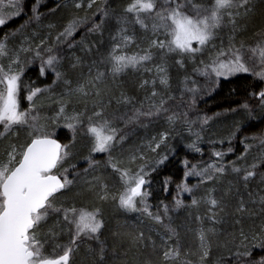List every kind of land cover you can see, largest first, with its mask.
<instances>
[{"label":"snow or ice","instance_id":"1","mask_svg":"<svg viewBox=\"0 0 264 264\" xmlns=\"http://www.w3.org/2000/svg\"><path fill=\"white\" fill-rule=\"evenodd\" d=\"M40 0H36L32 7V16L11 34H6L0 40V60L7 59L8 64L0 62V125L3 131L0 137L17 129L16 138L19 139V132L26 133L25 139L19 145L10 144L5 149L6 159L0 158V264H73V256L77 252L79 245L87 240H95L98 248H89L87 255L91 258V264H109L108 249L104 241L99 237L105 228L103 212L99 207L84 205L77 207L72 204L66 207L67 201L60 202L56 206L57 197L66 191H71L77 183L85 191L95 193L100 202H107L111 199L118 201V206L126 212H142L150 217L156 224H163V217H168L170 209L163 206V217L150 211L147 199L150 192L146 186L150 185L147 177L151 174L147 169L155 171L156 167L163 164L168 159L167 155L161 156L158 160H147L145 155H131L128 159L129 165L136 164L138 160L144 161L136 170L123 168L124 161L113 156L117 146L122 148L126 139L120 135V129L115 127L117 121L125 126L141 123L142 118H159L165 115L169 125H174L181 120V114L169 112L168 102L175 97L169 95L171 88L168 59L179 57L174 60V64L179 69L186 72V58H193L212 43L219 30L226 26H231L233 35L229 37V44L225 48L221 46L214 55H211L207 62L201 60L200 66L193 68L192 75L206 78L211 85V91L219 86L220 78L225 79L236 74H249L255 79L264 82V30L255 34V43L245 45L241 42L237 45L235 35L238 33V24L241 20L247 21L253 13L254 0H131L121 15H116L114 10L101 4V0H88L87 9L96 11L89 17H73L62 30L57 32L52 39L51 33L56 25L49 24L48 36L40 39L39 43L33 46V42L25 37L20 46L12 49L8 46L9 35L15 36L21 32L33 20L39 23L42 14L39 12ZM4 7L12 8L10 14L5 15L0 11V27L5 26L12 19L23 15L22 0H8L4 5L0 0V9ZM83 5L76 3L75 8L80 9ZM53 12L55 9L52 10ZM99 14V22H93L87 29L85 35L79 40L72 42L74 34L81 25H86L92 19L95 20ZM113 17L115 18L116 31L110 32L112 47L107 54H99V48L104 41L98 44L87 43L88 36L99 33L101 37L105 30H109ZM149 21L151 24L149 25ZM139 26L145 34L151 33L153 38L145 36L147 47L140 48V51L132 55L125 54V50L131 44L136 43V34L133 31L129 34V27L133 29ZM37 33H33L35 37ZM164 38L161 39L160 37ZM195 45V46H194ZM79 46L83 56L73 54L67 55L68 50H73ZM96 52H93V49ZM119 53V54H118ZM99 54V58H97ZM91 57V59H89ZM159 58L160 63L155 64V78L151 81L152 91L145 97L147 110L144 102L136 107L135 98L121 91L117 96L115 89L108 86V77L113 80L115 77L126 73L128 70L152 72V68H145L146 64L152 63ZM39 62L37 71V81L46 80L51 75V83L45 87H35L36 81H31L28 85L23 82L26 69L32 68ZM101 67L104 68L101 71ZM257 68L259 70H257ZM87 69V72H85ZM192 75L185 74L181 82V99L183 94H190V106L196 103V97L201 88L197 85ZM157 79L162 91H157ZM149 81L144 80L140 88H146ZM191 84V87H189ZM24 88L28 95L29 108L20 110L19 95L21 88ZM59 89V92H57ZM48 94L47 99L51 101L47 105L55 108L52 116H41L40 112L45 107L37 104L40 96ZM250 96L258 101L257 108L254 109L246 102L238 108H232V113L244 112L249 120H255L253 113L258 109L260 119L264 120V88L258 92L250 93ZM113 101L118 108H131L120 115L110 113L107 110ZM83 110H78L79 106ZM91 105V108H89ZM69 107L72 111L69 112ZM89 112L91 114H89ZM221 115L220 113L216 114ZM211 117L201 118V127L206 125ZM50 120L57 127L63 121V127L73 133V143L76 134L82 131L90 143L88 156L84 157L88 167L83 173L74 172L73 178L69 179V172L74 170L76 165L64 168L63 172L57 175L52 174L63 166L71 157L70 148L72 144H60L53 139V133L48 131L49 125L43 121ZM183 123L188 127L189 132L195 136L192 143L186 147L194 152H201L198 147L203 137L199 131L193 132L192 124L187 120V113L183 114ZM244 127V122H237L235 129L227 138L229 145L237 134ZM169 132H161L158 137H152L149 144L151 152L156 153L162 146H166ZM251 140L253 143H248ZM210 143H224V140L210 141ZM240 143L244 151L231 164L223 163L224 157L233 152L231 146L227 152L212 151L215 161L207 163L205 166L192 164L185 160L184 177L195 176L199 178V183L189 187L187 183L177 186V193L192 194L194 189L208 183H216L226 174H234V182L229 181L225 190H221L217 197L215 187L208 188L205 194L199 199L193 197L191 205H184L181 199L175 198V208L195 207L201 205L207 209V218L213 225L226 223L225 216L230 204L226 198H237L235 213L242 214L248 211L246 201L243 198L247 193L249 198L255 194L251 186L259 176V183L264 184V132L251 137H244ZM154 144V146H153ZM172 151V149H169ZM253 151L252 162L247 163L248 156ZM94 153H104L108 155L106 165L113 171L119 173L122 184V191L118 195L109 196L108 185L103 177L93 176L91 180L87 177L90 172H94L100 167V163L93 159ZM245 161L242 166H236L239 161ZM230 169V173H229ZM169 180L164 181L165 191ZM79 195V193L77 194ZM256 201L253 200V203ZM261 213L264 214V195H259ZM141 206V207H138ZM52 218L54 222L48 225ZM195 220L201 222V226L188 229L193 237L198 239V247L195 251L191 249L185 253L189 257H198V260H180L182 244L179 234L175 228L165 225L167 228V239L161 236L160 243L145 238L144 231L133 227L131 231L112 233L113 239H120L121 246L126 238L130 245L141 253L134 261H125L123 264H207L213 249V237L217 236V229L211 227L205 229L202 226L203 218L195 216ZM236 223H240L239 220ZM47 226V231H41ZM59 229V231H57ZM70 236L67 245L54 243L62 235ZM170 233V235H168ZM173 237L176 238L175 246H171ZM239 244L233 243L236 248L232 252L229 248L228 258L220 256L214 264H230L232 259L240 264L241 258H246L244 264H264V256L260 259H251L255 249L264 250V224L260 226L258 232L251 237L243 230L240 232ZM251 239L252 243H248ZM142 245V249L139 247ZM218 247L227 248L228 244H217ZM49 248L52 251H49ZM243 249V251H240ZM115 256L117 250L112 249Z\"/></svg>","mask_w":264,"mask_h":264},{"label":"trees","instance_id":"2","mask_svg":"<svg viewBox=\"0 0 264 264\" xmlns=\"http://www.w3.org/2000/svg\"><path fill=\"white\" fill-rule=\"evenodd\" d=\"M68 0H40L39 12L42 14L41 21L37 23L36 21H32L30 24L27 25L21 32H18L15 36L9 35V38L13 37L15 40L18 41L21 37H18L20 34H25L26 37L30 38L33 41V46L39 43L40 39L48 36L49 29L48 25L53 24L56 25L55 32H59L62 30L63 25H65L71 18L72 15H79L84 17L85 15L91 17L92 13L96 11V8H92L90 11L87 9V4L83 3V7L80 9H76L74 2ZM257 1V0H256ZM260 4L256 6L257 8L253 11L247 21L243 20V24L245 28L242 32L243 39L245 38H252L255 36L256 33L264 30V0H258ZM36 0H25L23 4V15L12 19L9 23L5 26L0 27V40H3L6 34H11L15 32L17 29H20L21 25H25L26 21L29 20L32 14V7L35 4ZM262 2V3H261ZM131 3V0H108L107 7L111 10H114L116 15H121L123 13V9ZM258 4V3H257ZM55 9L53 12L52 10ZM76 11H78L77 14ZM114 18V17H113ZM99 19V15L97 14L95 20H91V23L87 22L88 25H81V27L77 30V33L74 34V38L72 42L79 41L87 32V29L91 27L93 22H97ZM115 19V18H114ZM47 21V23H46ZM114 25H110V31L105 30L103 36L101 37L100 34H91L88 36L87 43L89 44H98L101 40L104 41L103 46L99 49L104 51V54H107L108 49L111 46L110 40V32L114 34ZM54 31H52L51 36L52 39L54 38ZM31 32L37 33L35 37L32 38ZM18 37V38H17ZM141 39L140 36H136V39ZM247 39V40H248ZM16 40V41H17ZM246 40V41H247ZM10 41V40H9ZM245 41V42H246ZM107 50V51H106ZM75 53V55L83 56L79 46H77L73 50H68L67 55L71 56ZM102 53V52H100ZM97 58H99L97 56ZM91 59V57L89 58ZM38 65L33 66L32 68H28L25 71L23 76V82L25 85H28L31 81H36L35 87H45L46 84L51 83V75L46 80L37 81V71ZM86 72V71H85ZM124 75V74H122ZM126 78L123 80L119 85L120 89H122L125 93L130 94L133 96H137L138 94L135 91V87L133 86L135 81V77H128L127 72L125 73ZM132 79V80H131ZM261 88H263L262 82L255 79L253 76L249 74H237L230 78H223L219 81V86L215 88L213 93L201 100L194 106V111L199 114H203L205 116L216 115L220 113L221 116L219 121H217L216 126L218 129L221 128L220 131L217 133H222L221 136L225 137L230 135V133L235 129L237 122L243 121L244 127L242 130L237 134L236 138L232 140L231 145H229L228 141L224 143H215L206 146L203 149V154L198 156L197 154H193L191 152L184 151L183 148L177 143L178 137L177 135H173L172 142L170 144L172 151L167 155L168 159L164 161L163 164L156 167L155 171H151V168L147 169L151 172V174L147 177L150 181V185H147L146 188L150 192V195L147 199V203L151 206L150 211L152 213H161L163 217V206L167 205L168 207L172 205V201L177 195V186L182 183L184 178V161L187 160L189 163L204 161H215L216 158L212 156V151H222L227 152L229 146L233 148V152L228 153L223 160V163H230L242 153V145L240 143L241 138L250 136V135H259L264 130V120L260 119V112L257 109L253 115L259 116L255 120H249L247 114L244 112H236L232 113L230 109L238 108L241 104L248 103L250 107L256 109L257 103L255 99L250 96L252 92H258ZM28 92L22 87L21 92L19 95L20 100V109L24 110L28 106V101L26 99ZM159 129L163 128L159 123ZM160 132V130H159ZM26 133L19 132V139L16 138L18 143H22L25 139ZM70 134L65 129H58L55 136L61 143L69 144L71 138L69 137ZM133 136L132 138H134ZM18 144V145H19ZM81 144V143H80ZM7 145V144H6ZM80 146H75L74 153L81 152ZM163 153V152H161ZM160 150L155 154H150V152L145 154L147 160L152 161L154 164L155 160H158L161 157ZM206 160V161H205ZM79 164L78 166H80ZM78 168V167H77ZM104 170L99 169V176L103 177L105 182L110 186L114 184L115 179L120 177L119 173L112 170L111 175L105 176L103 174ZM260 171H264L261 169ZM109 173V172H108ZM91 176L89 180H91ZM114 179V180H113ZM169 180L167 185V191H165L164 181ZM235 177L230 176L229 174L224 175L219 182L216 183H208L199 188H196L197 192H194L195 198L199 199L201 196L205 194L206 189L215 187L217 189V197H219L221 190H225L228 186L229 181L234 182ZM264 186H261L259 183L252 184L251 190L254 192V196L249 198L247 193L244 194V199L246 201V206L248 211L238 214L235 213V204H237V199L233 197L226 198V202L230 204L227 215V223L225 225H213L207 218L203 221V227L205 229L215 227L217 229V236L213 237V246H216L218 243L224 244L227 242L228 247L227 250L233 249L234 252L236 248L233 247V243L239 244L240 242V232L243 230L247 233L250 237L253 233L259 231L260 226L264 224V214L261 213L260 204L253 200L259 199V195H264ZM111 189V188H109ZM79 193V195H77ZM59 200H66L75 202L78 205H96L100 207L103 211V219L105 221V228L102 230V234L100 235V239L105 242V246L108 249V261L109 264H123L125 261H134V259L140 255L141 253L130 245V243L125 238L123 240V244L121 246L120 239H113L112 233L117 232L118 230L121 232L131 231L133 227L141 229L144 231L146 242L147 238H151V240L156 241L157 244L160 243L161 236H164L165 239L168 238L167 235V228L165 227V223H168L169 218L163 217L164 223L156 224L154 221L149 220L147 217L143 215L139 217V219L134 218L136 215L135 212H126L124 210H120V208L115 205V202L107 201V202H100L97 198L95 193H89L84 190L79 184L75 187H72L71 191H66L63 195L57 197V201ZM118 207V208H116ZM182 209V208H181ZM195 208H186L185 211L181 210L177 212V214L169 220L172 224L169 226L175 228L179 234V239L184 238L187 234V229L190 225V217L195 212ZM55 218H52L48 221V225H51L54 222ZM239 220L240 223H236ZM129 222L131 225L130 227L124 225L126 222ZM168 225V224H167ZM133 226V227H132ZM47 227V226H46ZM59 230V229H58ZM170 235V233L168 234ZM176 241V238L173 237L171 241ZM59 241H55L58 243ZM248 243H252L251 239ZM88 244L79 245L77 252L75 253L76 263L77 264H91V258L87 255V248ZM113 247L116 248L117 254L113 256L112 249ZM142 249V245L139 246ZM49 251H52L50 248ZM243 251V249H240ZM218 254V253H216ZM214 254L210 259L207 261V264H214L217 259V255ZM261 256H264V250L255 249L253 251V255L251 259L258 260ZM229 256H227L228 258ZM184 256L181 255L180 260H185ZM246 258H241V261H245ZM80 260V262H79ZM237 262L235 259L230 261V264Z\"/></svg>","mask_w":264,"mask_h":264},{"label":"rangeland","instance_id":"3","mask_svg":"<svg viewBox=\"0 0 264 264\" xmlns=\"http://www.w3.org/2000/svg\"><path fill=\"white\" fill-rule=\"evenodd\" d=\"M69 1H73L74 5L76 3L88 4V0H68L67 2H69ZM2 2L4 5L8 4V0H2ZM24 2H25V0H22V5L24 4ZM107 2H108V0H101V4H107ZM161 2H162V0H161ZM196 2H200V0H196ZM254 4H255V7H254V10H255L257 8L256 6H258L260 4V1L254 0ZM0 11H3V13L5 15H8L12 11H14V9L4 7L3 9H0ZM77 13H78V11H76L75 14H77ZM76 16H79V15H72V18L76 17ZM79 17H81V16H79ZM88 22L91 23V20H89ZM97 22H99V19ZM46 23H47V21H46ZM111 24L115 26V19L114 18L112 19ZM150 24H151V21H149V25ZM86 25H88V24H86ZM115 28L116 27H114V29ZM244 28H245V25L243 24V20H241L238 24L239 31L235 35L234 42L237 45H239L241 42H244L246 46L254 44L255 43V36L252 38H249V39L248 38H245V40L243 39L242 32H243ZM115 31H116V29L114 30V33H115ZM133 31L135 32L136 36H140L141 39L137 38L136 43L131 44L127 47V49L125 50V54H127V55H132V54L140 51V48L147 47V42H146L145 36L153 38V39L155 38V37L151 36L150 32L145 34L143 32V30H141L139 28L138 25L135 26L134 29L131 26L129 27V34H132ZM56 33L57 32L54 33V38H55ZM96 34H99V33H96ZM31 35L33 38V32H31ZM232 35H233V33H232L230 25L224 27L222 30H219L216 34V38L212 41V43L209 44L203 50L202 53H198L194 57L195 63H192L193 58H186V72L184 69H179L178 66H176L174 64V60L178 59L179 57H172V58L168 59L169 76H170V84H171V88H170V91L168 94L175 97V98L168 102L167 107L169 109V112L166 115L172 114L173 112L180 113L181 114V120L179 122L175 123L174 125H169L166 121L165 115H161L159 118H142L141 123H138L135 125H128V126H125L122 122L117 121L115 124V127L120 129V135H124L126 137L122 148L120 146H117L116 151L113 153V156L116 157L118 160L124 161L123 165H118V166L122 167V169L130 167L133 171L136 170L141 163H144V161L138 160L136 164L129 165V163H128L129 157L133 154H135L137 156L145 155L148 152H150V154H155V153L151 152V150L149 148V144L152 141V137H154V136L158 137L161 132H165V131L169 132V138L167 140L166 146H162L160 149H158V150H160V153L163 152L160 154L161 156L168 155L170 153L169 149H171L170 144L172 142L173 135H177V137H178L177 143L181 146V148L184 149V151L191 152L193 154H197L198 156H201L203 154V149L209 145L210 141H220V140H224V142L228 141L227 138L229 137V135L223 137L224 135L221 136L222 133L221 134L217 133V131L221 130V128L218 129V127L216 126L217 121H219V119H221L220 118L221 115H219V116H217V115L205 116L203 114H199V113H196L194 111V106L199 102V100L210 96L213 93V91L210 90L212 86L208 84V81L206 80V78H204L202 76H198V75H192V73H193V68L200 66L201 60L207 62L209 57L211 55H214L215 52L218 51L221 46L226 48L229 44V37ZM18 37H21V39L19 41L17 39H16L17 40L16 41L15 38H13V37L9 38V40H10V41L8 40L9 48L15 49V48L19 47L20 42L26 37V35L20 34ZM160 38L163 39L164 37L161 36ZM110 44L112 46V43H110ZM93 52H96L95 48L93 49ZM100 52H102V53H100ZM104 53H105L104 51H101L99 49V54H104ZM99 54H97L98 57H99ZM0 62H2L5 65L8 64L7 59L0 60ZM159 63H160V60L157 57L156 59H154V61L152 63L145 65V68H152L153 69L152 72H146L143 69H141L140 71H133V70L127 71L128 77H130V78L135 77L136 83H134L133 86L135 87V91L137 92L138 97L137 96H133V97L135 98V101H136V107H139L141 102H144L145 110H147V101L145 100V97L149 96L151 91L153 90L151 87V81L155 78L154 66H155V64H159ZM36 65L39 66V62H37ZM100 70L103 71L104 68L101 67ZM257 70H259V69L257 68ZM85 71L87 72V69H85ZM123 74L124 75L121 74V75L115 77L114 80L111 76L108 77V86L113 87L115 89V94L117 96L119 95V93L121 91H123L119 87V85L121 84L119 82H122L126 78L125 73H123ZM185 74L192 75V78L196 80L197 85L201 88L200 93L196 97V103L194 106H190V100H191L190 94L184 93L183 99H181V89L183 87L181 82L183 81ZM220 79H223V77H221ZM144 80H147L150 83L146 88L142 89V88H140V84ZM262 85H264V82H262ZM189 87H191V84H189ZM156 90L162 91L161 87L159 86L158 79H157ZM57 92H59V89H57ZM127 95L132 96L130 94H127ZM47 96H48V94H45L44 96H40L36 101V103L38 105L39 104L45 105V107L40 112V115L42 117L43 116H49L50 117V116L55 114V108L47 107V105L51 103V101H49L47 99ZM28 108H29V103H28L27 108H25L24 110H26ZM89 108H91V105H89ZM20 110L23 111L22 109H20ZM78 110H83V106L82 105L79 106ZM71 111H72V108L69 107V112H71ZM107 111L110 113L114 112V113H116V115H120L121 113H123L125 111H131V108L130 107L124 108L123 106H120L118 108L116 103L113 101L111 107ZM185 112L187 113V120L189 122H194L192 124L193 132L199 131L201 136L203 137L202 141L198 145V147L201 149V152H199V153L194 152V151H192L186 147V145L192 143L193 140H195V136L189 132L188 127L183 123V114ZM89 114H91V113L89 112ZM203 117H211L212 119H210L206 125H203V128H202L201 127V118H203ZM255 117L258 118L259 116H255ZM43 122L47 123L49 125L48 131L53 133V136H55L58 129L62 128V129H65L69 132V134H70L69 137L71 138V141L69 143V144H72V147L70 148L71 157L63 164V166L61 168L54 170L53 174L57 175L60 172H63L64 168H70L71 165H76V167L74 170H71L69 172V179L73 178L74 172L83 173V170L88 167V164L85 161L84 157L88 156V154H89L90 147H91L90 141L82 135V131H78L76 134L75 142L73 143V133L69 129L63 127V121L60 122V126H58V127L56 125L52 124V122L50 120L43 121ZM158 123L163 128L159 129V125H157ZM159 130H160V132H159ZM2 131H3V126L0 125V132H2ZM262 132H264V130ZM16 133H17V129L13 128L11 133L6 134L5 137H0V158L6 159L5 149H7L10 144H17V145L19 144L18 141H16ZM20 133H25V132L20 131ZM133 136H135V137L132 138ZM251 136H253V135H250V136L248 135L247 137H251ZM243 138H241V140ZM248 143H253V141L249 140ZM210 144H212V143H210ZM77 145L80 146L79 148H81L82 151L79 153H74V151L76 149L75 146L77 147ZM153 146H154V144H153ZM158 150H157V152H158ZM243 151H244V147L242 145V153H243ZM241 154L239 156H241ZM255 155H256L255 151H253L251 154H249L247 163H251L252 158ZM239 156H237L235 159H233V161H237V158ZM93 159H95L96 161H98L100 163V167L98 169H96L94 172H90L88 177H87L88 179L90 178V176H91V178H93V176H99V174H98L99 169L104 170L103 174H105V176L111 175V172L113 169L106 165V162L108 160L107 154L94 153ZM233 161H231L230 163H225V165L231 164ZM211 162L212 161H209V162L199 161V162L189 163V167H191L192 164H199L200 166L203 167L207 163H211ZM79 164H81V165L78 166ZM244 164H245V161L241 160L238 162V164L236 166H242ZM229 173H230V169H229ZM229 175L233 176V178H234V174H229ZM104 182H105V180H104ZM182 182L187 183L189 187H192L193 185H197L199 183V178L195 177V176H189L187 178L184 177ZM255 183H259V176H257L256 181L253 182L254 185H255ZM78 184L79 183H77L76 185H78ZM107 185H108V189L111 188V189H109V196H111L113 194L118 195V193L123 190L122 184L120 181V177H117L115 179L114 184H112L111 186L109 184H107ZM260 185L264 186V184H260ZM75 186H73V187H75ZM197 190L194 189L192 194L184 192V193H180L178 195V193H177L175 198L181 199L183 201L184 205H191V201H192L193 197H195L194 192L196 193ZM175 198L172 201L173 202L172 205L168 207L170 209L169 214H168V216L170 218H174L173 215L175 216L177 214V212H179L181 210L185 211L186 208H195V207H181L182 209L179 208V209H176L175 211H172V209L175 208ZM62 201H66V200L56 201V206H60V202H62ZM108 201H112V200L109 199ZM255 201L258 203L259 199H255ZM72 204H75L77 207H81V205H78L77 203L71 202V201H67L65 206L70 207ZM84 205H88L90 207H98L96 205H89V204H84ZM84 205H82V206H84ZM115 205L118 206V201L115 202ZM235 206H236V204H235ZM118 207H116V208H118ZM138 207H141V206L138 205ZM120 210H123V209H120ZM194 210H195V212L191 215L190 220H189L190 221L189 227L188 228L185 227V229H187V231H186L187 235L184 238L180 239V241L182 244L181 255L187 259H192L195 261V260H198V257H189V256L185 255V253H187L190 249H191V251H195L196 248L198 247V243H199L198 239H195L193 237L192 232H189L188 229L195 230L196 228L201 226V222L196 221L195 216L200 215L204 221L205 217L207 215V209L201 205L198 209L195 208ZM161 212L163 213L162 210H161ZM227 212H228V210H227ZM135 214L136 215L134 216V218L139 219V217H141L143 215L144 217H147L149 220L153 221L150 217L143 214L142 212H135ZM153 214H157V213H153ZM160 215H162V214L160 213ZM226 218H227V216H225V220H226ZM203 221H202V226H203ZM226 223H227V220H226ZM226 223H224L223 225H225ZM167 224L170 225L172 223L169 222V220H168V223H165V225H167ZM124 225H126L128 227L131 226L128 221ZM41 231H47V227H45ZM57 231H59V230H57ZM69 240H70V236L67 235L66 233L64 235H62L59 239H57V241H59L58 244H64V245H67L69 243ZM99 240L103 241L100 239V237H99ZM175 242L176 241L172 242L173 246H175ZM84 244H88L86 251H88L89 248H98V246H99L97 241H95V240H87V241L82 242L80 245H84ZM218 244H222V243H218ZM231 251L234 252L233 249H231ZM216 253H218V254H216ZM214 254H216L217 257L223 256V257L227 258V256H230L229 250H227V248L218 247L217 245L213 246L211 257ZM75 256L76 255L74 254V256L72 258L73 264H77L76 260H75L76 259ZM181 261H183V260H181ZM79 262H80V260H79ZM233 264H237V262H235ZM240 264H244V261H241Z\"/></svg>","mask_w":264,"mask_h":264},{"label":"water","instance_id":"4","mask_svg":"<svg viewBox=\"0 0 264 264\" xmlns=\"http://www.w3.org/2000/svg\"><path fill=\"white\" fill-rule=\"evenodd\" d=\"M263 88H264V85H263ZM53 139H56L58 141V143L62 144L56 137L52 136ZM53 174V173H52ZM56 175V174H54Z\"/></svg>","mask_w":264,"mask_h":264}]
</instances>
